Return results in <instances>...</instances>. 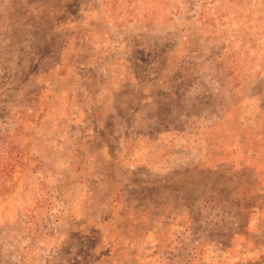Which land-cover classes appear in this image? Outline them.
<instances>
[{"label":"rangeland","instance_id":"1","mask_svg":"<svg viewBox=\"0 0 264 264\" xmlns=\"http://www.w3.org/2000/svg\"><path fill=\"white\" fill-rule=\"evenodd\" d=\"M0 264H264V0H0Z\"/></svg>","mask_w":264,"mask_h":264}]
</instances>
